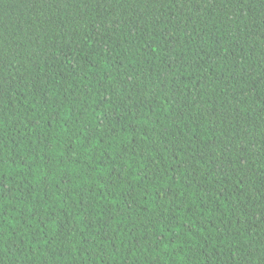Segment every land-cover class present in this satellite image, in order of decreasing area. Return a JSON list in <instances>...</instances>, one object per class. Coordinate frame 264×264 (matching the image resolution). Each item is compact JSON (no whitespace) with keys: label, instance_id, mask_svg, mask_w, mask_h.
Here are the masks:
<instances>
[{"label":"trees","instance_id":"trees-1","mask_svg":"<svg viewBox=\"0 0 264 264\" xmlns=\"http://www.w3.org/2000/svg\"><path fill=\"white\" fill-rule=\"evenodd\" d=\"M0 264H264V0H0Z\"/></svg>","mask_w":264,"mask_h":264}]
</instances>
